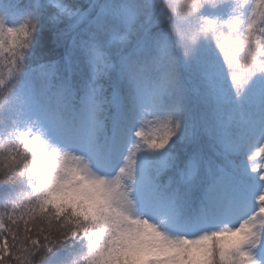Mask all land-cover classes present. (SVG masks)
I'll return each instance as SVG.
<instances>
[{"label":"snow or ice","instance_id":"1","mask_svg":"<svg viewBox=\"0 0 264 264\" xmlns=\"http://www.w3.org/2000/svg\"><path fill=\"white\" fill-rule=\"evenodd\" d=\"M0 264H264V0H0Z\"/></svg>","mask_w":264,"mask_h":264}]
</instances>
